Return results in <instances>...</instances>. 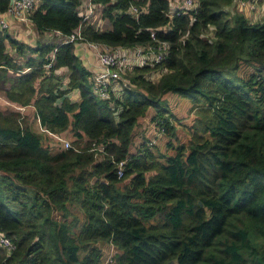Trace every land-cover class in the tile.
<instances>
[{"label":"trees","instance_id":"1","mask_svg":"<svg viewBox=\"0 0 264 264\" xmlns=\"http://www.w3.org/2000/svg\"><path fill=\"white\" fill-rule=\"evenodd\" d=\"M96 1L108 24H85V40L164 44L163 57L101 97L98 66L77 41L57 45L48 73L43 66L56 44L40 33L72 32L79 0H40L34 45L0 27V90L30 104L47 130L84 139L53 147L24 113L0 108V230L14 244L0 246V264H264V19L226 9L233 0H198L191 23L174 15L160 29L169 0ZM132 6L145 10L135 17ZM155 67L166 71L152 80ZM154 126L171 152L148 137Z\"/></svg>","mask_w":264,"mask_h":264},{"label":"built area","instance_id":"2","mask_svg":"<svg viewBox=\"0 0 264 264\" xmlns=\"http://www.w3.org/2000/svg\"><path fill=\"white\" fill-rule=\"evenodd\" d=\"M258 1L260 0H240L239 3L241 5L246 4L250 9H253L256 7ZM39 2L40 0H9L7 7L0 11L1 29L14 34L16 33L21 39L26 41V43L34 45L36 43L35 34L37 31L32 22L31 15L39 5ZM105 5L106 4L96 0H79L77 9L81 19L78 26L68 34H63L58 29L52 30L55 35H60V40L49 52V60L43 63V66L48 73L55 60L57 45L64 42L77 41L83 48L90 49V51H92V53L96 56L95 58L98 64V70L92 74L91 81L93 82L92 85L94 91L101 97L108 95V89L110 86L109 83L115 85L113 87L114 89L121 88L119 85L120 83H118L117 80L121 81L123 84L129 85V83H131L130 79L125 76L127 71L128 74L132 73L134 67L137 65L156 66V63L162 59L164 53V44H158L157 49H155L154 44L117 46L115 48H111L108 44H98L97 42L85 40L82 35V30L85 24L92 23L94 26L101 29L107 27L108 20L103 15V8ZM197 6L198 0H169V6L166 11L168 17L167 24L159 28L168 29L174 15H187L189 22L191 23L195 19L194 15L197 11ZM143 10H145L144 6L140 8L137 6L131 7V11L135 17H137ZM209 28L210 30L206 35L212 36L213 28L211 26H209ZM46 31L49 30H45L43 32ZM150 34L151 36H154L155 30L152 29ZM43 37L48 39L46 36ZM27 69L28 68L25 67L20 69V71L25 72ZM165 71L166 68L164 67H155V69H152L145 75L150 79L155 80ZM56 72H58V70ZM59 87H66V82L62 81V84L59 85ZM16 107L22 108V106ZM37 119L40 124L38 117ZM40 130L48 131L55 139L61 141L64 147L72 146L71 142L66 140L63 135L47 130L41 126V124ZM122 164L123 162L121 161L120 165ZM118 174H121V169H119ZM0 246H4L8 250L14 247L12 240L2 230H0Z\"/></svg>","mask_w":264,"mask_h":264},{"label":"crops","instance_id":"3","mask_svg":"<svg viewBox=\"0 0 264 264\" xmlns=\"http://www.w3.org/2000/svg\"><path fill=\"white\" fill-rule=\"evenodd\" d=\"M239 1L240 0H233V2H232V4L231 5H229V6H227L226 7V9H231V7H234V8H241V10H243V14L247 17V18H250V20L252 21L253 19H263L264 18V0L262 1V0H260V5L258 6H256L254 9L255 10H253V9H250L246 4L245 5H241L240 3H239ZM240 10V9H239ZM12 32H14V31H12ZM15 35H17L16 33H15ZM38 35L39 34H37V32H36V34H35V38H36V40H37V38H38ZM47 40H49V42L50 41H52V40H50V39H47ZM9 51L13 54V55H16L15 53V50L14 49H10L9 48ZM82 51H83V53L85 54V55H87V57H85L86 58V60L87 61H89L90 62V64L91 65H94V66H98V64H97V60H96V58L94 57V54L92 53V51H90V49H85V48H83L82 49ZM28 54H31V52L30 51H28ZM89 55V56H88ZM25 56H26V54H25ZM16 59L17 60H19L20 62H23V59H24V55L23 54H18V55H16ZM4 73V71L2 70L1 71V74H3ZM67 73H68V71H67V68H65V67H62V68H59L58 69V75L60 76L61 75V77H62V81L63 82H66V84H67V81H68V77H67ZM8 74H11V75H13L14 73H13V71L12 70H8ZM7 83H10V81L8 80V81H6ZM7 84L5 83V86H6ZM0 86L1 87H4V84H3V82H2V80H0ZM3 93V92H2ZM68 97L71 99V100H73V101H75V100H79L80 99V93H79V89L78 88H72V89H70V91L68 92ZM6 98V97H5ZM5 103H8V102H6L5 101ZM23 108H24V110L25 111H23L24 112V114H25V116H27V119L33 124V126H35V127H37V129H39L40 130V124L38 123V119H37V117H34V114H33V111H34V109H33V107L30 105V104H27V105H25V106H23ZM41 131H43V130H41ZM43 132H45V130L43 131ZM46 132H48V131H46ZM66 132H69V131H66ZM49 133V132H48ZM70 133V132H69ZM61 135H63V133H61ZM52 136V135H51ZM64 136V135H63ZM67 136H69V135H67ZM53 137V136H52ZM64 137H66V136H64ZM50 138V137H49ZM54 138V137H53Z\"/></svg>","mask_w":264,"mask_h":264},{"label":"rangeland","instance_id":"4","mask_svg":"<svg viewBox=\"0 0 264 264\" xmlns=\"http://www.w3.org/2000/svg\"><path fill=\"white\" fill-rule=\"evenodd\" d=\"M239 9H240V11L243 12V10H241V8H239ZM255 9H253V10H255ZM248 19H250V18H248ZM257 20L258 19H253L252 21H257ZM40 35L46 36L48 39H51L55 44L60 40V35H55L52 30H49V31H46V32H41ZM5 97H6L5 94L2 93V91L0 90V108L2 110H4L5 112L6 111H9V110H19L22 113H24L23 111H25V110H24V108H23L22 105L15 104V103H11ZM5 101L6 102H9L10 104L5 103ZM171 103H172V105L174 107L181 108V109H177V113H178L179 117H181V119H183L184 112H185L186 108L182 107V102L175 101V99H172L171 100ZM16 106H22V108H17ZM150 112H152V110ZM149 117H150V114H148L147 116H145L144 117V120H143V123L144 122H147L149 120ZM175 123L179 124L180 122H179V120H175ZM48 135H51V134L48 133ZM63 135L66 136L65 137L66 140H69V142H71V144H74L73 143V136L71 135V133L65 131V132H63ZM67 135H69V136H67ZM148 135H149L148 137H150L151 141H156V142L159 143V147H161L160 150H163V151H166V152H171V150L169 148L165 147V145H164V137L165 136L163 135V133L159 129L155 128V126L153 128L150 127L149 132H148ZM54 140L57 141V142L54 143L53 142V139H51L50 141H49V139H47V140L44 141V143L45 144H51V145H53V147H55V145H57L56 148L62 146V142L61 141H59V140H57L55 138H54ZM83 142H84V139L82 138L80 140H77V142H76L77 144H74V145L80 146V145L83 144ZM78 144H80V145H78Z\"/></svg>","mask_w":264,"mask_h":264}]
</instances>
